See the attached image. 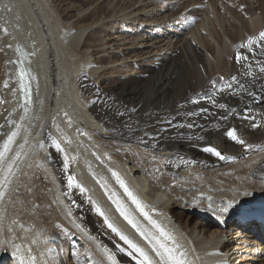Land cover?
<instances>
[{
	"label": "bare ground",
	"instance_id": "obj_1",
	"mask_svg": "<svg viewBox=\"0 0 264 264\" xmlns=\"http://www.w3.org/2000/svg\"><path fill=\"white\" fill-rule=\"evenodd\" d=\"M33 1L40 84L26 41L0 11V264H138L121 236L160 264L93 195L78 164L109 188L123 181L144 213L168 222L159 226L171 239L122 205L155 252L163 242L188 264H264V0H210L195 27L190 12L166 13L204 0H79L60 13L56 0ZM100 28L108 34L92 33ZM19 51L32 74L26 102ZM233 128L244 144L225 135ZM17 221H30L38 235H23L33 244L14 234Z\"/></svg>",
	"mask_w": 264,
	"mask_h": 264
},
{
	"label": "rangeland",
	"instance_id": "obj_2",
	"mask_svg": "<svg viewBox=\"0 0 264 264\" xmlns=\"http://www.w3.org/2000/svg\"><path fill=\"white\" fill-rule=\"evenodd\" d=\"M13 0H0V11H2V13H8V15H10L9 16V19H10V24H12V22H13V24H12V31H10L11 32V34L12 35H14V37H16L17 36V34H18V38H20L21 40H23L26 44H27V47H28V50H29V55H30V58H31V60H32V68H33V71H34V73H35V75H36V80H37V83H43L44 82V80L42 79L43 77L42 76H44V67H43V65H42V60L40 59V58H42V53L41 52H43V49H42V46H40L41 44H42V42H40L41 41V38L39 39V37L40 36H38L40 33H38L37 31V28L35 27V25H34V23H33V20H32V18H31V15H30V13L28 12V7H26V6H30V5H32V2H34L33 0H32V2L30 1V0H14V2H12ZM93 1H98V3L97 4H102L103 2V4L105 5V3H107V0H106V2H105V0H93ZM130 1H133V0H130ZM27 2V3H26ZM67 2H71V3H73V4H78V3H80V1L79 0H56V2H55V6H57V8H61L60 10H59V13L60 12H62L63 10L62 9H64L63 8V4H66ZM210 2V3H209ZM14 3V4H13ZM17 3V4H16ZM211 1L210 0H204V7H203V5L200 7V8H197L196 6H194V5H189L188 4V2H186V4H184V5H182L178 10H171L170 12H167L166 13V15H169V14H172V15H174L173 17H176V18H178V17H182L185 13H188V12H190V13H192V15H194L195 17H197L196 19H195V17H194V21H189V23H193L194 22V24L192 25V27L194 26H196L197 24H198V22H201L202 20H206L207 19V15H204L205 14V12L209 15V12H212V6H211ZM25 4V5H24ZM102 4V5H103ZM157 5H163V4H157ZM206 5V6H205ZM24 7V8H23ZM194 7V8H193ZM205 8V9H204ZM211 8V9H210ZM4 9H6L7 11L5 12V10ZM27 9V10H26ZM240 9L242 10V11H244V9H245V5H241L240 6ZM122 10V8H120V10L119 11H121ZM202 10H205L204 11V14H201V11ZM4 11V12H3ZM194 11H197V12H194ZM103 12L101 11L100 12V14H102ZM124 14V13H123ZM0 15H1V12H0ZM199 15V16H198ZM44 16H45V14H44ZM211 16L213 17L214 15H213V13L211 14ZM11 17H12V22H11ZM17 17H19L18 19H17ZM15 22H14V21ZM18 20V21H17ZM1 21V20H0ZM16 22H18V23H16ZM45 22H46V20H45ZM55 22L56 21H54V20H51V22H50V26L52 25V26H54L55 25ZM84 23V24H83ZM87 23L88 22H82L80 25H79V27H84L85 25H87ZM17 24V25H16ZM47 24V23H46ZM14 25V26H13ZM51 26V27H52ZM225 25L223 24L222 25V27H224ZM5 27V26H4ZM48 27V26H47ZM16 28H18V29H16ZM217 28V27H216ZM218 28H220V26H218ZM14 29V30H13ZM8 30H11V29H8ZM16 30H17V32H16ZM21 30V31H20ZM21 32V33H19V32ZM109 35L110 36H113L114 35V32L115 31H118V29H114V28H111V30L109 29ZM168 31H170L169 29L167 30V32ZM9 31H7L6 33L7 34H9L10 33ZM90 32V31H89ZM88 32V33H89ZM151 32L153 33V34H157V32L155 31H152L151 30ZM5 33V34H6ZM17 33V34H16ZM94 35H101V36H106L108 33H104V32H102V29L100 28V29H98L97 31H93L92 32ZM11 34H9V36H11ZM8 36V35H7ZM35 36V37H34ZM118 37V35L117 34H115L114 35V37ZM6 37V36H5ZM38 37V38H37ZM7 38V37H6ZM85 38L86 37H84L83 38V42H85ZM33 39V40H32ZM87 39V38H86ZM38 40V41H37ZM40 40V41H39ZM27 42H29V43H27ZM38 42H40L39 44H38ZM37 45H39V47L37 48ZM35 46H36V48H35ZM164 51H166V49L164 50ZM36 52H37V54H36ZM34 53V54H33ZM33 56V57H32ZM40 57V58H39ZM40 60H39V59ZM141 59H143L142 57L140 58V59H138V60H140L139 62H138V64L140 65L141 64ZM75 60V61H74ZM133 61V60H132ZM39 62V63H38ZM73 64H71L72 65V67H74L75 65H77V63H76V59H73ZM74 63H76V64H74ZM37 64H39V65H37ZM114 64V63H113ZM115 64H117V65H119L120 63H118V62H116ZM114 64V66H116ZM113 66V65H112ZM120 67V66H119ZM41 74V75H40ZM43 74V75H42ZM116 75H118V74H116V73H113L111 76L113 77L114 76V78L116 79L117 77H115ZM40 205L37 203V207H39ZM22 223V224H21ZM24 223V224H23ZM28 223H30V221L28 222V221H22V222H20L19 221V223H18V221L16 222V228H14V234L16 233V231H17V233L15 234L18 238H21V236L24 238V235L23 234H25L26 236L25 237H27L28 235L30 236V233L29 232H31V233H33L30 237L28 236V238L30 239V241L31 242H34L33 241V238H35V236L36 235H38L37 233L35 234L34 232H33V230H32V226L30 225L29 226V224ZM28 224V225H27ZM4 226V225H3ZM19 226V227H18ZM26 226H28V228H27V232L25 231L26 229ZM16 229V230H15ZM17 229H19V230H17ZM24 229V230H23ZM29 229V230H28ZM24 232H23V231ZM8 231V230H7ZM18 231H19V233L20 234H18ZM22 231V232H21ZM22 233V234H21ZM21 235V236H20ZM34 236V237H33ZM31 237H33V238H31ZM23 238H21L22 239V241L23 242H25V244L26 245H28L29 243L30 244H33V243H31L30 241H29V239L28 238H26V239H28V240H26L25 238V240H23ZM32 239V240H31ZM57 239H60L61 240V237H57ZM36 242V241H35ZM22 243V242H21ZM5 264H9V263H5Z\"/></svg>",
	"mask_w": 264,
	"mask_h": 264
},
{
	"label": "snow or ice",
	"instance_id": "obj_3",
	"mask_svg": "<svg viewBox=\"0 0 264 264\" xmlns=\"http://www.w3.org/2000/svg\"><path fill=\"white\" fill-rule=\"evenodd\" d=\"M6 31V30H5ZM260 41H264V32H261L260 34ZM256 41H253L252 39H250L248 41L247 45H242V47H249L251 48V46L253 45V43H255ZM238 59H247V57H242V56H238ZM260 71L262 73H264V67L260 68ZM21 75L23 76L24 73H21ZM235 79V78H233ZM229 87H231V85H229ZM221 108H225L226 106L221 104L220 105ZM203 111V110H202ZM16 135V133H13L12 136L14 137ZM225 135L230 138L231 140L239 143V144H244L245 141L243 139H241L238 135H237V130L236 129H229L226 130ZM12 142V137L9 138V143ZM205 152H209L212 153L214 155H216L217 157H219L220 159H224L225 157L223 156V154L218 151L215 147H206L204 148ZM9 172L11 171V168L8 169ZM117 179H119V177H117ZM74 181V177H69V182L70 184ZM121 184L123 185V181H121ZM125 191H128V189L125 187ZM128 195L131 197L132 193L128 192ZM133 198V202L137 204L138 207H140L139 201H137L135 199V197ZM99 210V209H98ZM228 209L227 208H223L221 209L222 212H226ZM141 211L143 212V208L141 207ZM101 215H103V213H100ZM123 214V213H122ZM145 216H147L148 214L145 212L144 213ZM127 219V217H125ZM149 219H151L149 217ZM131 223V221H129ZM153 224L156 225L157 228H159L160 233L162 235L167 236V233L164 232L163 228H160V226L158 224H156L155 221H153ZM135 226V225H134ZM109 227H112L111 224H109ZM113 231H117L115 228H113ZM121 239L124 240L127 244H129L133 249H135L136 252H138L140 254V256L142 257V259L139 260L138 264H155V262L153 261V259L148 255L147 252L144 251V249L140 248L139 246L133 244L130 240L127 239V237L125 236H121ZM169 239H171V237H169ZM177 247H169L166 243L160 242L159 243V249L156 252V255L159 256L160 258V264H188V262L183 258L184 257V253L183 252H178L177 251ZM120 251H125L123 248L120 249ZM129 256H133V253L129 252L128 253ZM133 258L135 259V257L133 256ZM33 260L35 259L34 257L32 258ZM110 259H114V257H110ZM21 264H23V261L21 262Z\"/></svg>",
	"mask_w": 264,
	"mask_h": 264
},
{
	"label": "water",
	"instance_id": "obj_4",
	"mask_svg": "<svg viewBox=\"0 0 264 264\" xmlns=\"http://www.w3.org/2000/svg\"><path fill=\"white\" fill-rule=\"evenodd\" d=\"M26 52V51H25ZM27 59V52L19 51L18 72L20 74V86L23 88L24 100H30L32 97V74L29 68L25 66V60ZM21 73H24L22 76Z\"/></svg>",
	"mask_w": 264,
	"mask_h": 264
}]
</instances>
